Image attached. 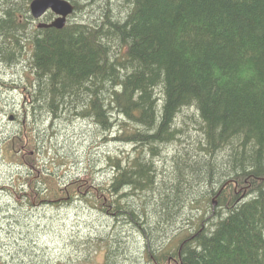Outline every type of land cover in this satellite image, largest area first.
<instances>
[{"label":"trees","instance_id":"trees-1","mask_svg":"<svg viewBox=\"0 0 264 264\" xmlns=\"http://www.w3.org/2000/svg\"><path fill=\"white\" fill-rule=\"evenodd\" d=\"M31 1L0 0V69L13 78L0 86L20 95L4 148L22 177L0 185L11 206L0 253L79 264L94 245L102 264H264V0H69L73 13L94 10L60 29L37 27ZM78 122L85 130L64 138ZM113 133L131 149L113 147ZM84 140L98 157L85 149L82 174L63 177ZM96 163L111 169L105 184ZM71 202L86 221L115 219L63 238L54 256L35 222ZM37 203L47 210L34 213Z\"/></svg>","mask_w":264,"mask_h":264},{"label":"rangeland","instance_id":"rangeland-1","mask_svg":"<svg viewBox=\"0 0 264 264\" xmlns=\"http://www.w3.org/2000/svg\"><path fill=\"white\" fill-rule=\"evenodd\" d=\"M87 1L88 0H80V4H82V3L85 4ZM95 1H97V0H95ZM112 1L119 2L122 0H112ZM89 4L90 3L88 2L87 6H85V7L80 6V8L75 13L71 14V16L68 17V21L79 20L82 11H86L87 14L91 15L93 13L94 6L92 4H90V5ZM114 9L117 10L118 7H116L114 5ZM22 68H23L22 66L18 67L17 70H21ZM10 72L11 71L8 69H6L5 72L3 71V69H0V76H2V75L5 76V74L7 73V75H6L7 77L5 78V81L6 82L11 81L13 78H12V76H10ZM16 76H22V74L17 73ZM7 86L8 85L4 86L5 88L3 87L2 84L0 86V89H1L0 95H2L0 97V99H1L0 100V185L4 182L8 181L9 178L12 179L14 176H15V178L13 180L14 183L16 181L18 183L22 181L21 170L16 166L17 161H14L10 165L9 161H8V154L5 152V148H4L5 138L11 137L13 132H15L17 130V126H16V123L14 122V119L9 120V114L11 112V110H10L11 106L16 102L18 103V101L20 99L18 97L20 95H18L17 92H12L11 90H8V88H6ZM3 103H5V104H3ZM6 103H11L10 107H6L5 106ZM188 128L190 131H184L185 136L189 135L191 132L190 125H188ZM67 129H69V130H67ZM67 129H66V131L62 130V135L64 136V138L69 139V141H70L72 139V136L70 135L72 130L74 133H79V131L82 132L85 130V126H81L80 123L78 122L76 127H74V124H73V126L71 125ZM45 131L47 132V130H45ZM40 132L42 134L44 133V131H42V130H40ZM41 133H39L40 137L45 139V136H43ZM45 135H47V134H45ZM113 135H114V137L118 136L113 141L116 144V145H113V147L114 146L118 147V148L125 147L128 150L131 149V146L128 145V142L124 141L123 136H119L120 134H115V133H113ZM58 141L60 144V142H63V138L61 139V137H60L58 139ZM79 141H78V143H80ZM78 143L76 142V145ZM81 143H83V146H82L83 148L79 149V151H80L79 152V154H80L79 159L81 161L77 162V165H79L78 170H76V167H72V169L70 171L65 172V175L63 177L69 178L70 176L75 175L77 172H80L82 174V169L85 166V164L83 163L84 160H83V153L82 152L85 149L90 148V153L93 156H95L96 153L99 152V150H100V146H95V148L92 147L95 145V141L93 142L94 145H92V146L89 145L90 141H88V140L87 141H85V140L81 141ZM185 147H187V143H185L184 148ZM134 148L135 147L132 148V150L135 151L134 153H138V151L141 150L140 148H135V149ZM171 148L169 151H172V152L168 153V159H171V157L174 156V154H176V152H177L175 149V146H173V149H171ZM82 160H83V162H82ZM95 167H96V178L99 181L98 182L99 185H101L100 183L105 184L104 179L109 178L111 169H107V168H109L107 164H104V165L101 164L100 165V164L96 163ZM7 197H9L8 192L0 189V219L3 218L4 214L8 213L6 211V209L8 207H11L10 202L8 201ZM49 205H52V204H49ZM45 206H47V205H43L40 203L33 204V205H31V210L34 213H36V212L41 213L42 211L44 212L47 210V209L43 210V209H45ZM79 206L83 207L84 204H79L78 202H75V203L71 202V204H68L67 206H65V205L64 206L57 205V206H53V207L48 206L47 211H49V212L47 213L46 217L47 218L53 217L54 219H52L51 221H50V219H47L46 221H44V223L41 221L35 222L36 227L39 228V230H41L42 232H44V234H45V231L47 230V235H45L42 240L49 242V244H47V245L54 251L53 252L54 256H57L58 254H62V252L60 251V249L58 247H60V248L63 247L62 246V245H64L63 244V238L65 239V242L66 241L70 242V240L73 241L74 240L73 235L76 234V232H78V231H86L88 229V228L85 229V227H87V225L92 226L93 223L100 224L103 222H111V221H114V219H115L114 217L111 218L110 216H106L105 213H103L101 215L93 214V216H91L86 221V219L88 218L87 214H89L88 213L89 210H87V211L84 210L86 214L85 213L81 214L82 212L78 211ZM24 207H28V206H24ZM84 208H85V206H84ZM190 211H193V209L190 210V208L187 207L185 213L189 216L193 215V212H190ZM211 216H213V215H211ZM194 219H196V218H194ZM186 222H187V219L185 222L183 220H181L179 225H177V226L186 228L189 226L188 225L189 223H192V222H189V223H186ZM110 226H111V229H113L117 232H120V230H122V228L117 227L116 223L115 224L110 223ZM95 227H97L98 230H100V228H101V226H95ZM173 233H177V231H169L168 236L171 237V234H173ZM166 241L169 242V239H166ZM94 250H98V251L103 252L104 249H97L94 247V245L88 246V248H86L82 251V252H85V254L83 255L84 258H82L85 260V262L79 263V264H102V259H103L102 254H95ZM49 253H50V251H49ZM6 255H8L7 251H4V253H0V264H10L8 261L9 258L5 257ZM145 259H146V257H145ZM62 262L63 261H61V262L56 261L55 264H64L66 261L64 263H62ZM135 264H146V263L145 262L142 263V262L138 261Z\"/></svg>","mask_w":264,"mask_h":264},{"label":"water","instance_id":"water-1","mask_svg":"<svg viewBox=\"0 0 264 264\" xmlns=\"http://www.w3.org/2000/svg\"><path fill=\"white\" fill-rule=\"evenodd\" d=\"M30 14L34 19L41 18L47 11L56 16L49 23L39 22L38 27L62 28L69 14L73 12L74 6L68 0H32L29 4Z\"/></svg>","mask_w":264,"mask_h":264},{"label":"bare ground","instance_id":"bare-ground-1","mask_svg":"<svg viewBox=\"0 0 264 264\" xmlns=\"http://www.w3.org/2000/svg\"><path fill=\"white\" fill-rule=\"evenodd\" d=\"M71 1V0H70ZM16 2V1H15ZM28 2V1H27ZM90 5V4H89ZM109 5V4H108ZM101 8V7H100ZM105 9V8H104ZM48 22V21H47ZM38 27V26H37ZM31 29V28H30ZM33 30V29H32ZM13 32V31H12ZM95 34V33H94ZM34 37V36H33ZM14 42V41H13ZM24 42H25V40H24ZM28 42V41H27ZM29 43V42H28ZM113 52V51H112ZM114 53V52H113ZM11 58V57H10ZM23 65V64H22ZM12 76V75H11ZM2 84V83H1ZM5 88V87H4ZM112 101V100H111ZM114 102V101H113ZM116 104V103H115ZM88 114H89V112H88ZM79 115V114H78ZM82 117V116H81ZM80 117V118H81ZM130 118V117H129ZM46 119V118H45ZM133 119V118H132ZM58 121V120H57ZM80 123V122H79ZM136 123V122H135ZM64 126V125H63ZM110 129V128H109ZM144 130V129H143ZM18 132V131H17ZM71 132V131H70ZM137 137H138V135H137ZM108 138V137H107ZM47 139V138H46ZM93 139V138H92ZM40 140V139H39ZM154 141V140H153ZM103 142V141H102ZM149 142V141H148ZM99 144V143H98ZM145 144V143H144ZM155 144V143H154ZM152 145V144H151ZM149 146V145H148ZM94 148V147H93ZM135 149V148H134ZM136 155V154H135ZM86 159V158H85ZM84 160V159H83ZM119 160V159H118ZM99 164V163H98ZM102 164V163H101ZM119 164V163H118ZM74 165V164H73ZM66 168V167H65ZM86 168V167H85ZM137 169H138V167H137ZM130 170V169H129ZM74 172V171H73ZM70 173V172H69ZM80 173V172H79ZM128 173V172H127ZM59 181H60V179H59ZM65 183V182H64ZM16 200V199H15ZM18 200V199H17ZM187 223V222H186Z\"/></svg>","mask_w":264,"mask_h":264}]
</instances>
